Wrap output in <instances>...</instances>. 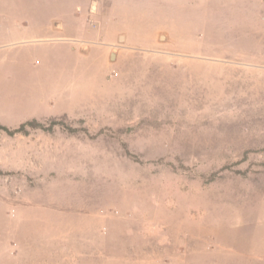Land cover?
<instances>
[{
	"label": "rangeland",
	"instance_id": "1",
	"mask_svg": "<svg viewBox=\"0 0 264 264\" xmlns=\"http://www.w3.org/2000/svg\"><path fill=\"white\" fill-rule=\"evenodd\" d=\"M33 119L0 264H264V0H0V125Z\"/></svg>",
	"mask_w": 264,
	"mask_h": 264
},
{
	"label": "trees",
	"instance_id": "2",
	"mask_svg": "<svg viewBox=\"0 0 264 264\" xmlns=\"http://www.w3.org/2000/svg\"><path fill=\"white\" fill-rule=\"evenodd\" d=\"M57 123L58 122L56 120H52L50 122V126L46 127L43 123H40L37 120L33 119V120H30L28 122L21 124L19 127L15 128V129H9L5 126L0 125V131H4L8 136H13L15 134H20V133L26 134L27 133L26 127L50 131L53 126L57 125Z\"/></svg>",
	"mask_w": 264,
	"mask_h": 264
},
{
	"label": "crops",
	"instance_id": "3",
	"mask_svg": "<svg viewBox=\"0 0 264 264\" xmlns=\"http://www.w3.org/2000/svg\"><path fill=\"white\" fill-rule=\"evenodd\" d=\"M47 28L49 30H52V31H55V32H63V31H65L64 30L65 27H64V25H63V23L61 21H53L50 26H47ZM108 46H111V45L109 44V45H107V47ZM71 48L73 49V47H71Z\"/></svg>",
	"mask_w": 264,
	"mask_h": 264
},
{
	"label": "water",
	"instance_id": "4",
	"mask_svg": "<svg viewBox=\"0 0 264 264\" xmlns=\"http://www.w3.org/2000/svg\"><path fill=\"white\" fill-rule=\"evenodd\" d=\"M122 39V38H121Z\"/></svg>",
	"mask_w": 264,
	"mask_h": 264
}]
</instances>
